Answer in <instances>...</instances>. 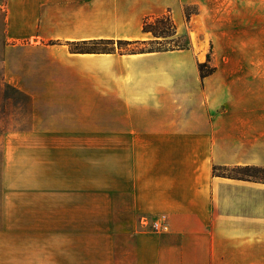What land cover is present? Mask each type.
<instances>
[{"label":"crops","instance_id":"obj_1","mask_svg":"<svg viewBox=\"0 0 264 264\" xmlns=\"http://www.w3.org/2000/svg\"><path fill=\"white\" fill-rule=\"evenodd\" d=\"M165 13L188 47L67 44ZM0 65L33 115L3 138L0 264H264V181L213 172L264 168V0H4Z\"/></svg>","mask_w":264,"mask_h":264},{"label":"trees","instance_id":"obj_2","mask_svg":"<svg viewBox=\"0 0 264 264\" xmlns=\"http://www.w3.org/2000/svg\"><path fill=\"white\" fill-rule=\"evenodd\" d=\"M143 29L145 32H150L154 36L152 40H125V39H98V40H84V41H68L69 49L73 53H102V52H116L117 48H100V45L106 44H118V51L120 53H137V52H150V51H160L165 49H177L188 47L187 39L183 40L181 37L177 36L176 24L170 13H165L160 16H149L146 17L143 23ZM51 44L58 43L57 41H50ZM152 47L146 49L141 47L140 49L132 48L125 49L128 46H147ZM200 69L202 74L210 75L214 73L215 67L210 66V64L202 63L200 64ZM7 87L13 90H18L17 88L6 84ZM7 132V130H2ZM0 131V132H2ZM250 168L249 166H246ZM227 167L214 166L213 172L218 175L219 171L226 169ZM258 168V167H255ZM263 180V178H256Z\"/></svg>","mask_w":264,"mask_h":264},{"label":"rangeland","instance_id":"obj_3","mask_svg":"<svg viewBox=\"0 0 264 264\" xmlns=\"http://www.w3.org/2000/svg\"><path fill=\"white\" fill-rule=\"evenodd\" d=\"M1 2L4 0H0ZM192 11L191 9L189 12ZM100 48H117L118 44H106L100 45ZM145 47L146 49L152 47L151 45L147 46H128L125 49H140ZM210 64V63H209ZM211 66V65H210ZM6 83L3 81V70L0 65V131L8 130L11 127L15 126H25L29 121H31L32 116L30 115V100L27 96L19 90H13L6 86ZM11 85V84H9ZM13 86V85H11ZM15 87V86H13ZM16 88V87H15ZM6 132H0V202L3 193V186L1 181V173L3 170V138ZM219 174L233 175L245 178H263L264 179V168H255V167H228L219 171Z\"/></svg>","mask_w":264,"mask_h":264}]
</instances>
